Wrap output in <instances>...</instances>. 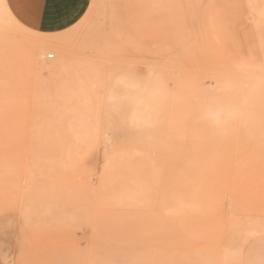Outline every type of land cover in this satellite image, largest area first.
I'll return each mask as SVG.
<instances>
[{
	"label": "rangeland",
	"instance_id": "1",
	"mask_svg": "<svg viewBox=\"0 0 264 264\" xmlns=\"http://www.w3.org/2000/svg\"><path fill=\"white\" fill-rule=\"evenodd\" d=\"M24 8L0 0V264H264V0Z\"/></svg>",
	"mask_w": 264,
	"mask_h": 264
},
{
	"label": "crops",
	"instance_id": "2",
	"mask_svg": "<svg viewBox=\"0 0 264 264\" xmlns=\"http://www.w3.org/2000/svg\"><path fill=\"white\" fill-rule=\"evenodd\" d=\"M26 19L40 29H58L76 21L88 0H23Z\"/></svg>",
	"mask_w": 264,
	"mask_h": 264
},
{
	"label": "bare ground",
	"instance_id": "3",
	"mask_svg": "<svg viewBox=\"0 0 264 264\" xmlns=\"http://www.w3.org/2000/svg\"><path fill=\"white\" fill-rule=\"evenodd\" d=\"M57 52H58V54H59V56H60V58H58V62H57V64L54 66V68L52 69V71H56V70H59V68H63L64 66H65V63H64V61L63 60H65V55L63 54V50L61 51L60 49H58L57 50ZM62 54V55H61ZM36 55H39V57H40V59H44V50L43 49H41L40 51H38L37 52V54ZM51 55V54H50ZM51 56H54V55H51ZM66 67V66H65ZM61 70H63V69H61ZM112 98V97H111ZM114 99V98H113ZM112 100V99H111ZM115 102H116V100H115ZM116 103H118V102H116ZM115 111V110H114ZM108 112H110L109 110H108ZM117 112V111H116ZM120 114V113H119ZM138 119H139V117H137ZM142 119V118H141ZM133 120V119H132ZM135 120V119H134ZM136 121V120H135ZM140 122V121H139ZM113 124V123H112ZM129 125V124H128ZM132 125H134V123L132 124ZM119 127V126H118ZM89 130V129H88ZM7 261V258H4V261Z\"/></svg>",
	"mask_w": 264,
	"mask_h": 264
},
{
	"label": "built area",
	"instance_id": "4",
	"mask_svg": "<svg viewBox=\"0 0 264 264\" xmlns=\"http://www.w3.org/2000/svg\"><path fill=\"white\" fill-rule=\"evenodd\" d=\"M53 56H51L50 58H52Z\"/></svg>",
	"mask_w": 264,
	"mask_h": 264
},
{
	"label": "clouds",
	"instance_id": "5",
	"mask_svg": "<svg viewBox=\"0 0 264 264\" xmlns=\"http://www.w3.org/2000/svg\"><path fill=\"white\" fill-rule=\"evenodd\" d=\"M5 264H6V262H5Z\"/></svg>",
	"mask_w": 264,
	"mask_h": 264
}]
</instances>
